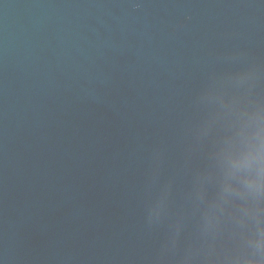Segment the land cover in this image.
<instances>
[{
  "label": "water",
  "instance_id": "95a60500",
  "mask_svg": "<svg viewBox=\"0 0 264 264\" xmlns=\"http://www.w3.org/2000/svg\"><path fill=\"white\" fill-rule=\"evenodd\" d=\"M262 113L264 0H0V264H264Z\"/></svg>",
  "mask_w": 264,
  "mask_h": 264
},
{
  "label": "clouds",
  "instance_id": "9594fccd",
  "mask_svg": "<svg viewBox=\"0 0 264 264\" xmlns=\"http://www.w3.org/2000/svg\"><path fill=\"white\" fill-rule=\"evenodd\" d=\"M256 131L248 140L247 149L243 154V164L238 165L254 169L255 176L246 178L245 186L253 192L264 193V113L255 117Z\"/></svg>",
  "mask_w": 264,
  "mask_h": 264
}]
</instances>
